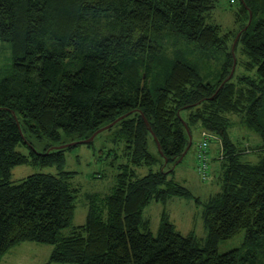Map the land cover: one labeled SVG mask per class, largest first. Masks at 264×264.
Wrapping results in <instances>:
<instances>
[{
    "label": "trees",
    "instance_id": "obj_1",
    "mask_svg": "<svg viewBox=\"0 0 264 264\" xmlns=\"http://www.w3.org/2000/svg\"><path fill=\"white\" fill-rule=\"evenodd\" d=\"M219 1L0 0V43L12 55L0 68V264L25 242L51 245L47 264H262L264 144L252 148L231 129L239 116L264 142V0H238L236 33L208 22ZM179 43L221 52V78L205 82ZM239 45L255 78L235 79ZM115 127L123 144L120 155L107 151L122 158L115 184L88 195L87 221L75 225L80 189L64 170L66 153ZM195 127L197 150L209 143L210 173L212 144L221 164V190L204 204L203 245L167 212L157 235L144 217L154 201L201 202L166 170L188 153ZM32 139L46 141L44 150ZM22 165L55 171L14 180ZM241 231L243 248L220 253Z\"/></svg>",
    "mask_w": 264,
    "mask_h": 264
},
{
    "label": "rangeland",
    "instance_id": "obj_2",
    "mask_svg": "<svg viewBox=\"0 0 264 264\" xmlns=\"http://www.w3.org/2000/svg\"><path fill=\"white\" fill-rule=\"evenodd\" d=\"M238 0H220L217 7L212 11L208 17V22L212 24H218L225 32L231 31L236 33L240 29L241 22L236 20V11L238 9ZM233 43V37L229 43ZM178 50L182 51L185 59L190 60L196 65L199 73L203 77L205 82L216 83L221 78L222 63L224 56L221 52H211L207 55L197 52L194 45H183L179 43ZM170 52V53H169ZM173 51H169L172 54ZM236 56L238 65L235 72V79L242 77H256L257 68L246 67L248 62L247 56L244 55L242 45H239L236 50ZM12 55L10 45L0 43V68L6 69L11 63ZM223 59V60H222ZM234 72V71H233ZM236 123L232 127V135L241 136L243 141L248 142L252 148H257L264 144L262 138L255 132L247 129L245 126L239 123L240 117H232ZM115 127L112 130H106L97 135L91 146L79 145L66 153V164L64 170L72 171L76 174L71 180L73 185L80 189L79 196L76 202V210L73 218L75 225H83L87 221L88 206L87 197L93 192H111L112 187L115 184V174L118 172V165L122 161V158H116L108 154V150L115 149L118 151V155L121 154L123 144H116L114 141ZM198 127L192 128V146L184 158L175 166L173 163H169L166 167L168 170L174 167V173H170L168 176L170 179L175 180L184 187H186L195 198L200 199L198 203L195 199L187 198H172L166 202H152L144 211V217L150 220V229L154 235L159 232L162 215L169 213L170 220L175 225L177 231L183 235H189L194 233L198 236L200 242H205L207 236V229L204 220V204L208 201L211 195H215L221 190V164H219L218 158L211 160V173L208 181H204L198 171L197 161V146L202 140L201 130H197ZM197 130V131H196ZM149 138L150 151L159 157L157 146L155 141ZM35 147L38 151L44 150V143L35 141L32 139ZM216 143L211 145L210 155L216 156L218 153L215 151ZM24 153H28V148H20ZM253 162H257L258 156L249 154L247 158ZM163 161L153 166V170H159ZM55 171L54 169H43L38 166L22 165L13 170L14 180H20L31 174ZM142 174L149 172V169H142ZM220 172V173H219ZM99 174L102 178H99ZM246 238V231H241L236 236L229 240L220 242L219 252L227 253L234 249L243 248ZM53 247L48 244L38 245L32 242H25L11 249L3 258L2 264H47L50 262L51 252ZM261 263L264 264V256L261 257ZM60 264V263H51ZM68 264V263H61Z\"/></svg>",
    "mask_w": 264,
    "mask_h": 264
},
{
    "label": "built area",
    "instance_id": "obj_3",
    "mask_svg": "<svg viewBox=\"0 0 264 264\" xmlns=\"http://www.w3.org/2000/svg\"><path fill=\"white\" fill-rule=\"evenodd\" d=\"M208 146L207 141H203L199 145L197 161H198V171L204 181H208L210 178V159L208 155Z\"/></svg>",
    "mask_w": 264,
    "mask_h": 264
},
{
    "label": "crops",
    "instance_id": "obj_4",
    "mask_svg": "<svg viewBox=\"0 0 264 264\" xmlns=\"http://www.w3.org/2000/svg\"><path fill=\"white\" fill-rule=\"evenodd\" d=\"M215 151H216V153H218V150H217V147L215 148ZM219 154V153H218ZM212 157V159H215L216 157L218 158V155L216 156V154H215V156H211ZM220 164V163H219ZM210 198V197H209ZM208 198V199H209ZM169 214V213H168ZM170 216V215H169Z\"/></svg>",
    "mask_w": 264,
    "mask_h": 264
}]
</instances>
